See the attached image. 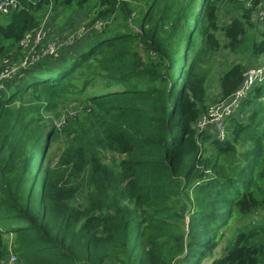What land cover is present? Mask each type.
Here are the masks:
<instances>
[{
  "label": "trees",
  "instance_id": "obj_1",
  "mask_svg": "<svg viewBox=\"0 0 264 264\" xmlns=\"http://www.w3.org/2000/svg\"><path fill=\"white\" fill-rule=\"evenodd\" d=\"M17 1L0 19V62L21 63L20 43L42 24L47 38L56 10L88 12L95 37L0 81V264H264V79L225 140L195 128L219 51L240 61L214 78L213 103L264 57L262 0H149L135 34L94 28L128 21L123 0ZM60 100L82 112L59 113Z\"/></svg>",
  "mask_w": 264,
  "mask_h": 264
},
{
  "label": "rangeland",
  "instance_id": "obj_2",
  "mask_svg": "<svg viewBox=\"0 0 264 264\" xmlns=\"http://www.w3.org/2000/svg\"><path fill=\"white\" fill-rule=\"evenodd\" d=\"M123 1L127 2L128 9L131 10V13L128 16L129 17L128 21H126L124 19V16L119 12L112 18V22L110 20L107 21L108 25L103 24L102 26L94 27L95 29L99 30L98 33L113 30V29L116 31L119 30V32H125L129 34H135L139 32V27H138L139 18L141 14L144 12V10L146 9V5L148 4L149 0H123ZM224 6H225V3L223 7ZM224 11L220 10L218 13L219 25H224L228 22V15L226 11L225 12ZM4 18L5 17L3 16L0 19H4ZM49 21H50L52 31L49 33V36H47V38L46 36L44 37V39L42 37H39L38 42L44 41L45 44L54 45V49L50 48L47 54H50L48 56L53 57L57 62L61 60L65 61L67 59L74 58L76 54L84 50L85 47L95 37L92 31L93 28L88 26L90 22V18L88 17V12H84L83 14H80V13H73L71 11L56 10L53 14L51 13L49 17ZM254 23L257 25V29L259 30V31L258 30L256 31L258 33L264 34V26L263 25L261 26L258 24L256 17L254 18ZM46 26H47L46 24H42V27L44 29L46 28ZM219 39L222 40V38H219ZM181 51H183V49H181ZM43 54H46V53H43ZM233 61L239 62L240 60L238 58H235V56H233L232 54L229 55L225 49H221L215 58V66L213 69L214 78L218 76L219 71L223 70L224 67H226L228 64H230ZM260 61H251V60L244 61V66L247 68L245 72L250 71L252 69L260 68L262 65H264V57H261ZM262 61H263V64H261ZM48 63L49 65L52 64V60H49ZM36 64L37 63L32 62V63H29L27 67H30L31 65L35 66ZM260 69H264V68H260ZM214 78H213V81L208 84V90H207L206 99H205V105L208 106L207 111L210 106H213L216 103V101L213 103V100L217 96L218 89H217V84ZM16 85L17 83H14V86ZM60 103H63V101L60 100ZM68 109L69 111L76 110L78 113L82 112L80 110V107L78 105H75V103H72V102H66L60 105L58 112L60 113ZM43 117H46L48 121L58 123V121L54 119V115L51 112L44 114ZM49 150L52 152L51 149ZM51 152L47 153L46 157L51 162H55L56 156L54 152L52 153ZM187 220H188L187 214H184L182 225L185 230L187 229V225H186ZM233 233H234L233 227L227 228L224 239H223L222 246H224V241L229 239L233 235ZM220 252H221V249L217 248L214 251V255L218 256ZM9 259L10 258H8L6 262ZM209 262H210L209 260H205L203 261L202 264H209Z\"/></svg>",
  "mask_w": 264,
  "mask_h": 264
},
{
  "label": "built area",
  "instance_id": "obj_3",
  "mask_svg": "<svg viewBox=\"0 0 264 264\" xmlns=\"http://www.w3.org/2000/svg\"><path fill=\"white\" fill-rule=\"evenodd\" d=\"M18 8L17 0H0V17L8 15L12 10ZM256 18L264 23V0H262L259 13ZM46 32L41 27L38 33L33 37L27 36L21 43L20 46L27 50V55L21 63H12L9 60H2L0 62L5 64L3 71L0 72V81L4 82L17 76L21 78L20 73L28 66L29 63L34 62L40 56L50 55L47 54L50 48L54 49V45L47 44L45 47L40 48V45L44 42H38V38L44 39ZM46 53V54H43ZM53 54V53H52ZM260 68H264V65ZM252 69L244 72V80L240 87L234 91V93L224 100L217 101L213 106H210L206 115H203L199 119L195 128L198 132H210L214 134L219 140H225L227 132L225 131V121L238 113L241 103L247 98L250 90L259 82L264 79V69ZM22 69V70H21ZM10 258L6 263L3 264H18L17 258L11 253Z\"/></svg>",
  "mask_w": 264,
  "mask_h": 264
}]
</instances>
